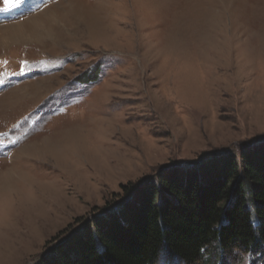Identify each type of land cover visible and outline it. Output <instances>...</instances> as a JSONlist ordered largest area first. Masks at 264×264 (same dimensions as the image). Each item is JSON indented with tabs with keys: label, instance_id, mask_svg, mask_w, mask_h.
Returning <instances> with one entry per match:
<instances>
[{
	"label": "rangeland",
	"instance_id": "374dc122",
	"mask_svg": "<svg viewBox=\"0 0 264 264\" xmlns=\"http://www.w3.org/2000/svg\"><path fill=\"white\" fill-rule=\"evenodd\" d=\"M263 142L264 0L0 10V264H41L120 212L133 195L124 186L212 171Z\"/></svg>",
	"mask_w": 264,
	"mask_h": 264
},
{
	"label": "trees",
	"instance_id": "16d2710c",
	"mask_svg": "<svg viewBox=\"0 0 264 264\" xmlns=\"http://www.w3.org/2000/svg\"><path fill=\"white\" fill-rule=\"evenodd\" d=\"M219 165L160 175L161 188L124 186L133 195L120 212L96 217L41 264H240L245 253L264 264V142Z\"/></svg>",
	"mask_w": 264,
	"mask_h": 264
},
{
	"label": "snow or ice",
	"instance_id": "6c2138e0",
	"mask_svg": "<svg viewBox=\"0 0 264 264\" xmlns=\"http://www.w3.org/2000/svg\"><path fill=\"white\" fill-rule=\"evenodd\" d=\"M3 3L5 5V7L3 9L0 10H8L9 8L15 7L17 4V0H3Z\"/></svg>",
	"mask_w": 264,
	"mask_h": 264
},
{
	"label": "bare ground",
	"instance_id": "6f19581e",
	"mask_svg": "<svg viewBox=\"0 0 264 264\" xmlns=\"http://www.w3.org/2000/svg\"><path fill=\"white\" fill-rule=\"evenodd\" d=\"M73 9H74V8H73ZM64 14H65V13H64ZM64 16H65V15H64ZM35 17H36V16H35ZM50 17H51V15L49 16V18H50ZM35 19H36V18H35ZM51 19H52V18H51ZM22 25H23V23H21V24H16V25H12L11 27L8 28V30L11 31V29H18V28L21 27ZM6 29H7V28H6ZM4 39H5V41H7L8 38H5V37H4ZM46 79H47V78H46ZM46 79H45V80H46ZM32 86H33V85H32ZM30 87H31V86H30ZM28 88H29V87H28ZM20 89H22V90L25 91L27 88H20ZM27 92H28V91H27ZM22 150H23V149H22ZM14 169H15V168H14Z\"/></svg>",
	"mask_w": 264,
	"mask_h": 264
},
{
	"label": "clouds",
	"instance_id": "9594fccd",
	"mask_svg": "<svg viewBox=\"0 0 264 264\" xmlns=\"http://www.w3.org/2000/svg\"><path fill=\"white\" fill-rule=\"evenodd\" d=\"M250 259H251L250 254L248 256H245L246 264H247V261H249Z\"/></svg>",
	"mask_w": 264,
	"mask_h": 264
}]
</instances>
